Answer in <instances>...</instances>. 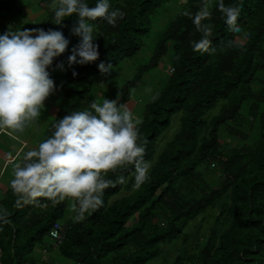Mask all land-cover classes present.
I'll use <instances>...</instances> for the list:
<instances>
[{"label":"trees","instance_id":"obj_1","mask_svg":"<svg viewBox=\"0 0 264 264\" xmlns=\"http://www.w3.org/2000/svg\"><path fill=\"white\" fill-rule=\"evenodd\" d=\"M86 2L94 7L97 0ZM205 2L212 13L211 20L203 21L213 25L209 39L216 51L211 54L192 48L202 37L193 18ZM44 3L49 9L53 0ZM109 3L126 15L115 27L103 19L91 21L99 59L68 69L45 139L57 120L87 109L91 96L96 100L94 80L104 82L106 76L99 71L100 63L111 64L113 73L118 66L130 72L112 91L113 100L119 96L125 105L151 82V74L158 78L160 64L170 62L163 79H156L155 86L160 83L161 88L138 115L141 141L146 142L144 160L152 162L150 178L137 188L134 166L109 172L107 179L123 175L127 183L106 189L103 206L86 213L83 221H63L67 228L60 255L76 264H149L162 256L164 245L182 239L183 248L171 264H264V0H224L241 9L238 33L228 29L218 0ZM165 14L170 16L158 32L157 18ZM48 21L54 22L53 9ZM76 22L75 16L66 18L55 30L70 42ZM61 57L48 68H56ZM99 91V103L112 100L108 91ZM213 110L217 112L210 114ZM175 118L177 130L161 147L159 141ZM8 189V201L0 208L8 213L7 223L0 220V264H35L30 253L36 242L47 236L72 201L53 204L40 198L17 208V195L10 184ZM196 220L201 224L195 231L185 232ZM191 234L196 237L189 247Z\"/></svg>","mask_w":264,"mask_h":264},{"label":"clouds","instance_id":"obj_2","mask_svg":"<svg viewBox=\"0 0 264 264\" xmlns=\"http://www.w3.org/2000/svg\"><path fill=\"white\" fill-rule=\"evenodd\" d=\"M54 24L63 26L66 18L75 16L71 34L80 38L68 57V66L91 64L99 59L96 26L91 21L103 19L115 27L125 12L113 9L109 0H97L90 7L86 0H53ZM218 11L231 32L238 33L240 7L225 5L218 0ZM210 5L205 2L195 14L193 23L202 33L192 42L195 52L215 53L212 41L213 25ZM233 42L229 41L228 46ZM69 40L59 30L42 28H11L0 35V131L23 133L28 125L41 116L45 100L53 93L55 83L47 71L54 58L68 48ZM79 58V59H78ZM63 70V65H57ZM102 74L112 71V65H98ZM75 77L77 73L72 72ZM129 108L115 100L93 101L83 111H74L53 124V134L39 143L38 148L26 152L13 169L10 181L17 195L15 207L36 203L40 198L59 204L72 201L70 210L74 220L85 219L104 204L106 189L123 185V175L107 179L109 172L127 165L134 166L135 187L150 177L151 162L144 160L145 143L141 141L139 125ZM46 207L47 205H41ZM7 210L0 212V220L7 223Z\"/></svg>","mask_w":264,"mask_h":264},{"label":"rangeland","instance_id":"obj_3","mask_svg":"<svg viewBox=\"0 0 264 264\" xmlns=\"http://www.w3.org/2000/svg\"><path fill=\"white\" fill-rule=\"evenodd\" d=\"M185 0H180V2H184ZM50 11L49 9L47 10ZM169 14L161 15L157 18L156 26L158 32L163 31L164 26L166 25V19L169 17ZM39 18H35L36 22H39ZM48 19V16H47ZM97 34V30H96ZM80 38L74 35H70V42L68 45V48L66 51L62 54L60 64L63 65V70H60L59 68H48L47 71L50 74V78L55 83V89L53 91V94L55 97L53 98H47L44 102V108L41 111V116L34 122H32L30 125H28L23 133H15L11 130L7 131H0V165L4 164V170L0 174L3 175L0 177V181L2 182H9L13 179V169L16 163H19L23 159V155L33 149L38 148L39 143L45 140V129L48 123L53 120L55 115V106L57 105L59 101L60 96V83L65 79L66 74L68 72V69L70 68L68 66V57L72 54V48L77 46L79 43ZM153 37L150 39V44L152 43ZM169 62V60H168ZM59 64V65H60ZM170 65V62H169ZM168 63L166 61L163 62V64H160V72L157 76L155 73L151 74L152 79L151 82L146 83V86L144 88L137 89L138 94L133 97L129 102H127L125 105L129 108V110L133 113L134 117H138L140 111L142 110V106L148 98L153 95L155 91L159 90L161 88V85L159 83V86H155V83L157 82L156 79L162 80L163 73H166L169 71ZM119 69L116 73L109 72L105 76L104 82H99V80H94L95 87H98V90L94 93V98H96L95 101L99 102L98 98L101 94V91L104 90L108 91L107 98L114 99V95L112 91H116L119 89L120 85L122 84L123 80L128 79L130 77V72H126L125 68L118 66ZM116 67V68H118ZM160 82V81H159ZM141 95V103L138 100V96ZM92 98V96L90 97ZM50 103L52 104L53 108L52 110H47ZM218 110V109H217ZM216 110H213L210 112L212 114ZM217 112V111H216ZM177 119L175 118L173 120V123L171 127L166 131L165 138L163 141H159L160 146L162 147L164 141L171 139L173 137V134L177 130ZM29 144V145H28ZM31 145V146H30ZM152 165V162H151ZM133 188L130 189V191ZM126 192L125 194H127ZM124 192H120L119 195L117 194L111 200L118 198L122 196ZM71 203V202H70ZM70 203L67 207V212L60 218L59 222L63 223V221L71 219H74L75 213H73L70 210ZM135 221V217L131 218V220L128 222L129 224L131 222ZM212 221V220H211ZM201 224V221L196 220L193 222V224H190L184 231L185 232H194L195 228L198 227V225ZM196 236L194 234H191V237L188 238L187 245L190 247L192 246V241L195 239ZM5 248V247H3ZM183 248L182 239H179L178 241H175L171 244L164 245L162 256L159 258L151 261L149 264H171L173 261H175L176 255L178 252ZM46 250L44 252L43 250ZM30 257H33L35 260V264H43L42 258L48 259L49 264H76L75 261L64 258L60 255L58 247H53V243L49 240L47 236H44L42 241H37L33 250L30 253Z\"/></svg>","mask_w":264,"mask_h":264},{"label":"crops","instance_id":"obj_4","mask_svg":"<svg viewBox=\"0 0 264 264\" xmlns=\"http://www.w3.org/2000/svg\"><path fill=\"white\" fill-rule=\"evenodd\" d=\"M47 5L44 3V0H0V35H3L10 28L14 31L17 29L23 30L25 28H42L45 31L49 29L55 30L54 22H49L47 16H49V12H51V8H49V12L47 11ZM39 18V22H36V18ZM35 18V20H33ZM55 97L52 93L49 98ZM53 106L50 103L47 110H52ZM55 115L58 111V103L55 106ZM53 118V120H54ZM51 120L48 125L53 121ZM45 129V128H44ZM29 145V144H28ZM31 146V145H30ZM4 170V164L0 165V173ZM3 175L0 174V177ZM11 181V180H10ZM9 182L0 181V208L2 203L7 202L6 198L8 195V187ZM59 222V221H56ZM60 224L65 225V222ZM52 225V224H51ZM66 226V225H65ZM51 227V226H50ZM49 231V230H48ZM47 237L49 238L48 234ZM53 243V247H58L60 244H54V242L49 239ZM46 252V250H43ZM43 264H49L47 262L48 259L42 258Z\"/></svg>","mask_w":264,"mask_h":264},{"label":"built area","instance_id":"obj_5","mask_svg":"<svg viewBox=\"0 0 264 264\" xmlns=\"http://www.w3.org/2000/svg\"><path fill=\"white\" fill-rule=\"evenodd\" d=\"M66 228L65 225L59 222H53L48 231L49 239H51L54 244H60L63 241Z\"/></svg>","mask_w":264,"mask_h":264}]
</instances>
